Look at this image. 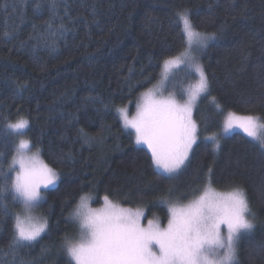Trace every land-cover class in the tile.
Wrapping results in <instances>:
<instances>
[{
    "label": "trees",
    "instance_id": "trees-1",
    "mask_svg": "<svg viewBox=\"0 0 264 264\" xmlns=\"http://www.w3.org/2000/svg\"><path fill=\"white\" fill-rule=\"evenodd\" d=\"M50 3L26 0L22 11V0H0V166L7 170L17 147L7 123L25 118V138L59 175L41 192L39 214L49 229L17 253V264H75L64 241L78 238L70 213L84 193L93 208L108 195L120 207H142L146 222L158 218L163 226L169 213L161 198L171 189L173 200L187 203L208 182L209 169L213 186L240 187L250 202L254 228L238 243V264H264V147L240 132L219 133L229 111L264 119V0H56L49 29ZM184 9L200 31L216 33L199 55L211 96L196 109L201 140L176 177L163 180L116 109L135 113L142 93L158 83L163 60L182 50L176 13ZM211 135L219 138L216 151ZM4 204L0 262L12 264L8 244L22 206L10 198Z\"/></svg>",
    "mask_w": 264,
    "mask_h": 264
},
{
    "label": "snow or ice",
    "instance_id": "snow-or-ice-1",
    "mask_svg": "<svg viewBox=\"0 0 264 264\" xmlns=\"http://www.w3.org/2000/svg\"><path fill=\"white\" fill-rule=\"evenodd\" d=\"M26 0H22V11ZM42 5L37 4V8ZM51 29L58 16L56 0L48 5ZM176 23L182 32V50L165 58L158 83L144 91L136 104V112L129 115L126 107L116 111L125 129H133L135 143L145 145L151 161L163 180H172L189 160L193 145L199 138L198 125L193 110L201 98L211 96L210 82L199 55L216 39L215 32L200 31L192 22L187 9L176 13ZM59 29H65L59 17ZM4 36L11 35L4 30ZM183 66V67H182ZM176 71H173V70ZM179 73L185 80L192 79L186 88L168 89ZM198 77V79L196 78ZM167 91V95H165ZM217 108L215 97H211ZM7 128L17 136L26 135L29 121L20 118L7 123ZM241 130L264 147V119L258 115H240L229 111L223 122V132ZM213 151L220 147L216 135L206 137ZM208 183L202 194L187 203L171 198V189L161 203L168 206L166 226L159 219H148L142 224L145 212L142 207L125 208L103 196V206H90L92 195L80 196L70 217L78 222L77 239H65L67 255L75 264H238L237 247L242 234L253 228L250 202L244 189L218 192ZM10 173H15L14 178ZM59 179L57 171L40 157V149L30 150V141L20 139L7 170L0 166V214L7 215L5 200L22 206L14 213L13 233L8 249L17 264V253L41 238L49 229L45 216L34 215L44 199L41 188L54 186ZM2 264V262H0ZM19 264H28L23 260Z\"/></svg>",
    "mask_w": 264,
    "mask_h": 264
},
{
    "label": "rangeland",
    "instance_id": "rangeland-1",
    "mask_svg": "<svg viewBox=\"0 0 264 264\" xmlns=\"http://www.w3.org/2000/svg\"><path fill=\"white\" fill-rule=\"evenodd\" d=\"M183 67V66H182ZM173 71H176L175 69L173 70ZM197 79H198V77H196ZM192 82H194L193 80H191V79H188V80H185V78H184V73H179L176 77H175V79L171 82V83H167V88L168 89H173V88H176V89H179V88H181V87H184V88H186L187 87V85L189 84V83H192ZM165 95H167V91H165V93H164ZM141 99V98H140ZM140 101V100H139ZM198 103H199V101L197 102V106H198ZM197 106L194 108V110H193V119L196 121V123H197V125H198V135H199V138H198V140H197V143L201 140V135H200V133H199V124H198V122H197V120H196V117H195V114H196V109H197ZM127 109H128V106L126 107ZM128 112H129V109H128ZM136 112V111H135ZM135 113H133V114H130L129 113V115L131 116V115H134ZM226 116H227V113H225L224 114V119L226 118ZM224 119H223V122H224ZM129 130H131V131H133L134 132V130L133 129H130V128H128ZM234 132H240V133H242V134H244L241 130H239V129H234V130H232L230 133H228V134H225L224 132H223V123H222V126H221V129H220V131H219V133H220V135H222V136H225V135H230V134H232V133H234ZM219 133H217V134H219ZM134 134H135V132H134ZM216 134V135H217ZM245 135V134H244ZM16 137H17V146H18V144H19V140L20 139H26L25 138V135H23V136H17V135H15ZM196 143V144H197ZM196 144L195 145H193V149H194V147L196 146ZM139 146H141V147H144L145 149H147V147L145 146V145H139ZM30 150L31 151H35L36 149L33 147V145H32V143H30ZM148 150V149H147ZM193 151V150H192ZM191 154H192V152L190 153V156H191ZM190 156H189V158H190ZM188 162V161H187ZM187 162H186V164H187ZM59 180V179H58ZM58 180H57V182H56V184L54 185V186H52V185H50L49 186V188H53V187H55L56 185H57V183H58ZM208 183V182H207ZM207 183L205 184V186L207 185ZM211 185H212V187L216 190V191H218V192H227V191H231V190H219L218 188H216L215 186H213V184L211 183ZM205 186L202 188V190H201V192L199 193V194H202V192H203V190H204V188H205ZM43 190H45L44 188H41V192L43 191ZM199 194H197L196 196H198ZM193 198H195V197H193ZM192 198V199H193ZM90 206H91V201H90ZM92 207V206H91ZM21 209H22V207H21ZM34 215H38V216H40V214H39V208H37L36 209V211L34 212ZM154 219H157V218H154ZM253 220V219H252ZM142 224H144V225H146L147 224V222L145 221V217L142 219ZM167 224V223H166ZM166 224L165 225H163V226H166ZM253 224H254V222H253ZM162 226V225H161ZM162 226V227H163ZM252 232V231H251ZM250 232V233H251ZM250 233H247V234H242V236H241V239L244 237V236H246V235H248V234H250ZM240 239V240H241ZM240 242V241H239ZM238 248V247H237Z\"/></svg>",
    "mask_w": 264,
    "mask_h": 264
}]
</instances>
